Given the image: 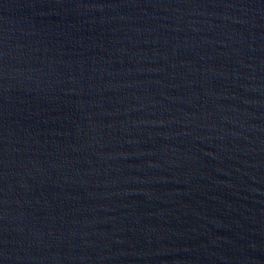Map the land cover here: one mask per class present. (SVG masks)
I'll list each match as a JSON object with an SVG mask.
<instances>
[{
	"label": "water",
	"instance_id": "95a60500",
	"mask_svg": "<svg viewBox=\"0 0 264 264\" xmlns=\"http://www.w3.org/2000/svg\"><path fill=\"white\" fill-rule=\"evenodd\" d=\"M0 264H264V0H0Z\"/></svg>",
	"mask_w": 264,
	"mask_h": 264
}]
</instances>
